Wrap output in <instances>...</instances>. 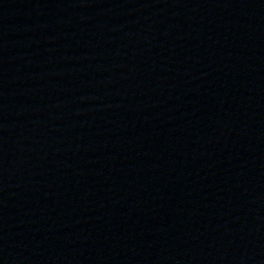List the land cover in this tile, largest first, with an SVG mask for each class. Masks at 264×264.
<instances>
[{
	"label": "water",
	"instance_id": "obj_1",
	"mask_svg": "<svg viewBox=\"0 0 264 264\" xmlns=\"http://www.w3.org/2000/svg\"><path fill=\"white\" fill-rule=\"evenodd\" d=\"M0 264H264V0H0Z\"/></svg>",
	"mask_w": 264,
	"mask_h": 264
}]
</instances>
